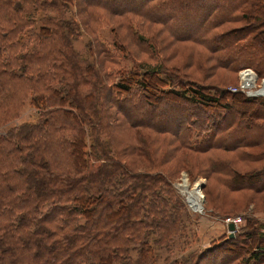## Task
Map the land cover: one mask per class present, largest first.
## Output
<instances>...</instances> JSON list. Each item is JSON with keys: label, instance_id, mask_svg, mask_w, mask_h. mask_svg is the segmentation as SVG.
<instances>
[{"label": "trees", "instance_id": "1", "mask_svg": "<svg viewBox=\"0 0 264 264\" xmlns=\"http://www.w3.org/2000/svg\"><path fill=\"white\" fill-rule=\"evenodd\" d=\"M83 1L0 0V264H184L173 251L187 214L171 175L156 167L148 169L147 159L132 165L126 162L113 136L109 108L122 114L132 128L127 131L126 156L141 147L135 144L137 131H151L159 136L170 133L192 151H231L236 160L257 159L254 163L264 162V151L248 149L261 145L249 133L263 128L253 118L264 117L254 108L258 103L264 110V99L242 96L244 102L233 111L235 105L221 104L231 96L229 88L210 94L198 80L183 83L180 78V87L166 88L170 81L161 74L168 75V70L151 61L137 64L147 67L141 72L137 67L130 71L122 67L116 76L110 66L119 62L120 50H130L118 25L135 37L134 44L152 49L168 39L140 34L144 21L165 26L177 40L202 41L209 18L215 17L208 31L241 19L247 24L208 37L215 44L208 47L211 56L216 59L219 54L216 63L225 69L246 64L264 74V0H233L225 13L222 5L207 9L198 0H185L187 10L191 7L202 14L181 34L171 28L181 24V14L175 11L179 0ZM80 4L87 19L77 14ZM248 4L253 6L250 11L237 14L232 9V5L238 10ZM70 5L77 9V19L68 17ZM102 18L116 30L117 45L112 48L97 35L89 42L94 55L89 61L73 48L72 40L80 35L78 26L93 32ZM233 96L237 98L238 93ZM157 100L172 104L171 116L176 118L171 124L156 121L157 107L151 105ZM26 101L36 107L37 116L16 124ZM188 103L201 110L227 109L230 115H223L224 124L213 119V129L203 123L195 127V134H187L189 119L200 115ZM205 114L209 115L207 109ZM242 118H247L243 135L225 141L239 129ZM4 124L9 127H1ZM231 126L235 127L229 130ZM205 129L209 131L201 135ZM216 159H210L209 172L224 177L225 186L264 192V183L257 184L264 179V163L254 165L248 175L239 173L232 161L214 163ZM247 219V227L218 247L240 257L238 262L264 264V245L251 249L243 243L255 235L258 241L264 240V220ZM195 254L190 264H200L209 256L205 250Z\"/></svg>", "mask_w": 264, "mask_h": 264}, {"label": "rangeland", "instance_id": "2", "mask_svg": "<svg viewBox=\"0 0 264 264\" xmlns=\"http://www.w3.org/2000/svg\"><path fill=\"white\" fill-rule=\"evenodd\" d=\"M124 2L136 4L137 1L133 0ZM198 2L200 4L206 5L207 9H209L211 5H218L219 7L222 5L220 7L221 12L225 13V11L229 9L233 0H230L228 3L226 0H198ZM83 3L85 2L83 1ZM175 4L178 6L175 7V11L178 12V15L181 14V24L171 28L174 33L181 34L179 32L184 31V26L195 25L198 16L202 14V12L194 11V9L191 7L187 10V1L185 0H179ZM82 6L83 5L81 4L79 5V11L77 13V9L74 11V6L70 5V8L67 10L68 17H74L77 19V13L80 17H85L87 19L85 15L86 12H84L85 8ZM249 7L253 6L248 4L245 8L243 6L237 10V6L232 5V9L237 14H239L242 10L250 11L251 8ZM154 9L165 14L164 10L162 9ZM150 11L154 12L153 10ZM111 17H113L116 21L121 19L119 16ZM214 19L215 17L209 18L208 26L204 30V38L200 37L202 41L177 40L174 38L175 36H172L169 33V30L165 26L151 24L150 22L144 21L145 25L141 27V32L139 31L140 34H144L145 37H150L148 34V32H150L155 34L156 38L160 35L168 39V42L165 45H161L162 47H152V49H147L146 46L134 44V41L137 43L135 37L131 34H127L126 30L122 28L121 25H118L120 28L119 34L122 35L127 42V44L124 46L129 47L130 50H120L119 62L115 65H111L110 67L114 68L115 75L117 76L119 75V73H116L117 70L122 67L127 71H130L131 68L137 67L136 70L141 72V70L147 67L143 66L142 68H138L137 64L146 61H148L147 63H150L151 61L152 64L159 63L160 67L168 70V75L161 74L170 81V84H166L164 86L166 88L174 87V85L180 87L181 80H179V78L182 79L183 83H190L192 80H198L200 85L204 86L203 89L210 94L217 93V90H219L218 88L227 87L231 91V96L225 97L221 104H225L227 102L229 103L230 107L235 105L232 108L233 111H235L237 104L239 105L240 102H244L242 100V96L249 98L255 97L258 98V100L264 99V93L262 90L264 87L263 73L258 72L254 66L246 64L241 65L238 68L225 69L216 63V59H218L219 54L216 55V59H214L213 56H211V51L208 48L211 45H215L214 41L209 40L208 37H211L216 31L222 29H231L232 27L242 26L247 23L241 19H238L231 21L222 28H214L213 30L208 31L213 26ZM135 20L139 21L137 18H135ZM114 24L116 25V22ZM94 26L93 32L91 28H88V26H84L85 29H83L81 26H78L80 35L78 38L72 40L73 48L77 52L84 54V56L87 57L89 61H93L94 59V55L91 51H89V42L92 38L97 37V35L99 38H102L107 43H109L112 48H115L117 45L114 44V41L117 38L116 30L112 28L108 21L102 18L96 25L94 24ZM261 41L262 47H264V39L261 38ZM149 56H151V58H148ZM250 60H253L252 56ZM261 67L264 68V62L262 63ZM243 71H248L252 74L253 85L245 86V89H251L248 91L232 90L230 88L231 86L240 87L243 83ZM187 86L188 84H185V87ZM235 92L238 93L239 97L237 96V98H235L233 96L236 95ZM155 102L156 103L152 104L151 106L157 107L155 112V119L157 122L168 124L172 121V119L176 118L171 116L173 112L172 104L167 102L157 103L159 100ZM188 104L189 105L187 107L197 110L200 115L194 116L193 118L191 117L189 119V123H192L189 126V130H187V134H195V127H199L203 123H207L210 128L213 129V119L216 121V123L222 121L224 124L225 120H222L223 115L228 117L230 115V111L227 109L221 110L218 107L206 108L208 114L212 116L211 118L209 115L205 114L206 109L201 110V107H198L197 105L195 106L190 103ZM247 105L253 106V104ZM254 108L259 109L261 114H264V110L260 108V104H255ZM36 111V107L33 106L29 101H26L21 106V111L17 118L18 121L16 124L25 120H34L37 116ZM109 111L111 114L108 115L113 122V136L118 148L120 149V155L124 157L126 162L131 165L133 161L144 163V161L147 159L149 165L148 169H154V167H156L155 169H160L169 174V176L171 175L169 179L172 181L173 189L180 198L181 202L184 203L187 214L185 215L186 227L176 238L173 256L178 257L177 260H179L181 263L190 264L195 260V253L205 250V253L209 254V256L206 255L200 264H220L221 262L223 264H246L243 263V260L238 262L240 257H236L231 251L227 249L223 251L218 246L219 243L225 241L227 237L238 234L240 230L247 227V222H249L247 216H256L257 218L264 220V192H256L249 188L230 189L229 187L225 186L224 177H217L215 175L212 176L210 174V159L217 158L216 160H213L214 163L224 162L219 159L232 161L234 167L241 174H244L248 170L252 169L254 165H261L264 162L260 160L252 163L253 160L257 159H248L245 161V158L236 160V157L231 151H217L216 149H211L209 152L192 151L180 146L178 144L177 138L170 133H162L163 135L159 136V134L151 131H142L144 132V135H141L142 132L137 131L139 138L137 141H135V144H140L145 151L139 150L141 149L139 146L138 148H134V152L131 151V156H126V147H128L130 144L127 131H131L132 128L130 129L123 116H121L122 114L120 115L115 108H109ZM246 117L248 118L250 116ZM247 118H242L239 129H236V132L233 135L228 136L225 141L231 142L243 135L245 131L243 130L244 123L247 121ZM253 119L256 124H262L263 128L253 129L252 133L249 134L253 135V137H251L252 140H258L260 143L257 144L261 145L257 148L253 146L248 149L251 152L261 153L264 151V142H262L264 141V117L261 118L260 115L259 118ZM237 120H239V117ZM1 127L6 128L9 127V125L4 124L1 125ZM234 127L235 126L229 127V130L233 129ZM237 130H239V132H237ZM208 131L209 129H205L201 135H205V133ZM187 134L184 135L187 136ZM144 155L146 157H142ZM149 157H154V159L150 161ZM135 167H138L139 169L146 168L140 167L139 165ZM261 168L262 167L258 169ZM206 172L208 174H206ZM249 173L251 174L252 172H247L246 174L249 175ZM185 180L188 182V186L190 187L196 183L199 192L198 197L201 199L202 204L200 209L193 208L189 201H187L185 196L186 194L182 190L184 188L180 185ZM263 180L261 179V181H259L257 184H263ZM228 216H231L232 218L240 217V220L236 224V228H234V230L229 228V224L232 222L227 221L229 219H227ZM262 231H264V228H262ZM240 239L241 237L239 236L238 240ZM243 243H245V246L248 245L251 247V249H253L257 245H264V240L258 241L257 235H255L254 237H249V240L247 239L246 242ZM210 247L212 248L209 249ZM190 259L191 261H189ZM262 263H264V258L262 259ZM249 264L258 263L253 261Z\"/></svg>", "mask_w": 264, "mask_h": 264}, {"label": "bare ground", "instance_id": "3", "mask_svg": "<svg viewBox=\"0 0 264 264\" xmlns=\"http://www.w3.org/2000/svg\"><path fill=\"white\" fill-rule=\"evenodd\" d=\"M243 81L246 84H252V74L248 71H243L242 73ZM264 90V87L262 88ZM184 189H182L185 192V196L187 198V201H189L190 205L193 208H199L201 207V199L198 197L199 192H198V187L196 186V183L192 185L191 187L188 186V182L185 180L183 181L182 184Z\"/></svg>", "mask_w": 264, "mask_h": 264}, {"label": "built area", "instance_id": "4", "mask_svg": "<svg viewBox=\"0 0 264 264\" xmlns=\"http://www.w3.org/2000/svg\"><path fill=\"white\" fill-rule=\"evenodd\" d=\"M242 80H243V77H242ZM251 85H253V84H246V83H244V81H243V83L241 84V88L240 87H230L232 90H240V91H248L249 89H251V88H249V89H245V86H251ZM263 93H264V90H263ZM262 93V94H263ZM229 218V219H228ZM227 221H229V222H232V223H234L235 224V228H236V224L238 223V221L240 220V217H237V218H232L231 216H228L227 217Z\"/></svg>", "mask_w": 264, "mask_h": 264}, {"label": "water", "instance_id": "5", "mask_svg": "<svg viewBox=\"0 0 264 264\" xmlns=\"http://www.w3.org/2000/svg\"><path fill=\"white\" fill-rule=\"evenodd\" d=\"M229 228H230L231 230H234V228H235V224H234V223H230V224H229Z\"/></svg>", "mask_w": 264, "mask_h": 264}]
</instances>
